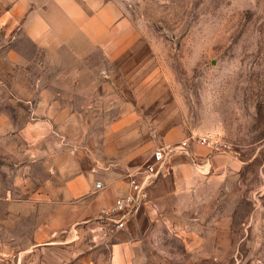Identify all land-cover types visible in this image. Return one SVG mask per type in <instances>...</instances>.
<instances>
[{
    "label": "rangeland",
    "instance_id": "obj_1",
    "mask_svg": "<svg viewBox=\"0 0 264 264\" xmlns=\"http://www.w3.org/2000/svg\"><path fill=\"white\" fill-rule=\"evenodd\" d=\"M122 1L127 20L115 29L112 55L91 57V71L64 59V112L54 116L65 118L52 119L49 177L60 185L90 172L118 193L156 148L187 140L201 146L192 139L211 136L220 147H201L221 157L213 180L190 198L189 191L173 194L167 174L120 231L101 218L110 206L104 190L59 209L31 195L25 218L8 217L2 204L0 264H112L111 247L124 241L132 247L128 264H264V0ZM7 42L0 37V47ZM56 64L39 56L16 78L56 79ZM62 123L63 137L56 134ZM171 131L179 142H164ZM185 157L173 155L166 171ZM47 169L34 165L33 188ZM48 221L57 226L52 237L36 238Z\"/></svg>",
    "mask_w": 264,
    "mask_h": 264
},
{
    "label": "crops",
    "instance_id": "obj_2",
    "mask_svg": "<svg viewBox=\"0 0 264 264\" xmlns=\"http://www.w3.org/2000/svg\"><path fill=\"white\" fill-rule=\"evenodd\" d=\"M124 13L122 0H0V37L8 41L6 47H0V60L7 64L6 67L0 66V205H4L3 212L8 217L17 219L32 214L34 202L31 195H44L46 203L50 201L59 209L70 200L81 202L100 191L95 187L96 175L90 172L77 174L60 185L55 183L48 175L49 146L46 144L54 133L52 119L65 118L64 115L54 116L59 112L66 88L61 80L66 70L65 57L83 64L80 66L82 71H91L88 62L93 56L109 58L113 40L118 37L115 29L126 23ZM43 55L61 62L54 66L57 73L62 74L51 80L42 76L25 81L16 78L19 67L32 68ZM45 64L44 67L39 63L41 71H48ZM72 68L78 70L76 65ZM60 112L63 113L64 109L60 108ZM64 130L63 123L60 127L57 124V135L63 137ZM180 138L171 131L164 136V142L177 143ZM187 150L188 155H182L186 156L187 162L172 165V173L165 171L174 181L175 196L189 191L193 194L189 195L190 198H195L201 185L213 180L211 172L221 157L196 144ZM191 158L200 159L202 164L194 165ZM35 164L47 169L37 188H33ZM191 170L197 177L189 174ZM125 187L118 193V187L103 188L101 195H106L104 205H111ZM16 195L30 196L17 198ZM40 200L42 202L43 198ZM97 207L95 204L94 210ZM56 227L48 221L40 225L34 235L40 238L43 232L50 239ZM130 250L132 247L128 241L113 245L112 264H128Z\"/></svg>",
    "mask_w": 264,
    "mask_h": 264
},
{
    "label": "built area",
    "instance_id": "obj_3",
    "mask_svg": "<svg viewBox=\"0 0 264 264\" xmlns=\"http://www.w3.org/2000/svg\"><path fill=\"white\" fill-rule=\"evenodd\" d=\"M192 140L212 150H217L220 147L218 141L211 136L197 137ZM189 142L187 140L179 144L156 148L141 173L126 177V187L122 194L114 199L106 211H103L101 218L109 222L116 231L124 229L130 218L144 209L150 202V188L160 178L165 177L168 160L173 155H188ZM95 187L97 190L103 189L99 182L96 183Z\"/></svg>",
    "mask_w": 264,
    "mask_h": 264
}]
</instances>
